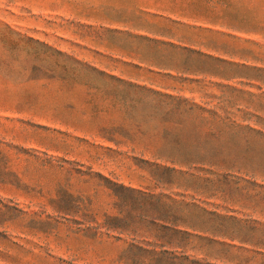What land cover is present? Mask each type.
<instances>
[{"label":"rangeland","instance_id":"374dc122","mask_svg":"<svg viewBox=\"0 0 264 264\" xmlns=\"http://www.w3.org/2000/svg\"><path fill=\"white\" fill-rule=\"evenodd\" d=\"M0 264H264V0H0Z\"/></svg>","mask_w":264,"mask_h":264}]
</instances>
